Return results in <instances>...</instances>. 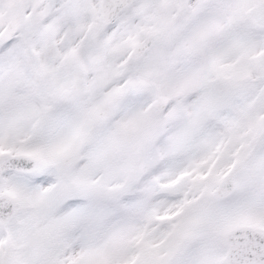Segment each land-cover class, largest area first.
Segmentation results:
<instances>
[{
	"label": "rangeland",
	"instance_id": "374dc122",
	"mask_svg": "<svg viewBox=\"0 0 264 264\" xmlns=\"http://www.w3.org/2000/svg\"><path fill=\"white\" fill-rule=\"evenodd\" d=\"M100 1L0 0V29L12 18L20 37L0 53L1 100L29 95L33 105L39 98L48 105L45 115L25 106L12 114V104L0 111V154L37 160L34 173L0 180V193L15 202L0 226V264H226L225 232L264 229V53L240 19L262 0H136L110 28L99 23ZM199 4L209 17L195 24L187 11ZM230 7L236 25L224 19ZM251 16L264 24V3ZM75 27L80 36L69 45ZM157 30L151 50L128 62L129 48ZM56 39L60 59L44 63L43 46ZM34 57L43 72L37 80ZM117 63L126 72L115 71ZM78 74L85 84L71 95ZM248 78L261 79L248 86ZM50 83L65 84L60 111L50 109ZM120 93L97 122V108ZM157 100L168 102L163 115L154 113ZM116 131L132 137L116 145ZM69 154L74 163L60 169ZM241 159L247 165L233 194L215 201L213 189Z\"/></svg>",
	"mask_w": 264,
	"mask_h": 264
},
{
	"label": "water",
	"instance_id": "95a60500",
	"mask_svg": "<svg viewBox=\"0 0 264 264\" xmlns=\"http://www.w3.org/2000/svg\"><path fill=\"white\" fill-rule=\"evenodd\" d=\"M112 2H116V0H112ZM138 48H142V46H140ZM21 163H22L21 158H12L9 156H2V157H0V172L6 168H8V169L18 168L21 165ZM241 167H242V165L238 164V165L234 166L229 171V173L227 174L225 180L229 186H232L233 176L241 169ZM226 192H227V187L221 188L218 196L221 197ZM5 200H6L5 197L0 196V206H1V204H4ZM2 214H0V221L1 222H3L2 221ZM259 233L260 232L255 231V230L240 229V230H236L234 232L227 234L224 237V242L228 248V252L226 255L227 261L231 264H234L230 260L235 259L236 256H239V254L240 255L250 254V252H246V250H244V248H242V243L247 241V238H250V236H252L251 239L255 238L257 235H259ZM249 243H251V242H249ZM251 246H253V245H251ZM263 260H264V251L263 250H260V252H257V256H253L249 259L251 264H259V263L264 264Z\"/></svg>",
	"mask_w": 264,
	"mask_h": 264
},
{
	"label": "bare ground",
	"instance_id": "6f19581e",
	"mask_svg": "<svg viewBox=\"0 0 264 264\" xmlns=\"http://www.w3.org/2000/svg\"><path fill=\"white\" fill-rule=\"evenodd\" d=\"M198 7H200V9L202 10L203 4H199ZM142 16H143V15H142ZM142 16H141V17H142ZM143 18H145V17H143ZM143 18H142V19H143ZM139 20H140V18H139L138 20H136V21H139ZM198 22H200V21L195 22V24L198 23ZM134 23H135V22H134ZM134 23H133V24H134ZM195 24H194V25H195ZM194 25H193V26H194ZM131 27H132V26H131ZM131 27H129V28H131ZM201 30H202V29H200V32H201ZM180 38H181V39H180ZM187 38H188V35H186V34H185V35H181V36L179 35V39H180V40H184V41H186ZM117 49H118V46H116V45L113 46V48H112V54H113V53H116ZM113 57H115V56H112L111 58H113ZM115 68L120 69L121 72L124 71V70H123V63H118V64H116V66H114V69H115ZM193 69H196V68H193ZM190 70H192V67H190V66L186 67L184 70H181L180 75H181V80H182V81H185V79L188 78L189 74L191 73ZM180 82H181V81H180Z\"/></svg>",
	"mask_w": 264,
	"mask_h": 264
}]
</instances>
